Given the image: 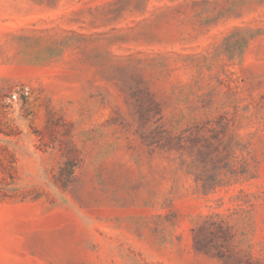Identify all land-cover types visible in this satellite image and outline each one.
I'll list each match as a JSON object with an SVG mask.
<instances>
[{
    "label": "rangeland",
    "instance_id": "rangeland-1",
    "mask_svg": "<svg viewBox=\"0 0 264 264\" xmlns=\"http://www.w3.org/2000/svg\"><path fill=\"white\" fill-rule=\"evenodd\" d=\"M0 264H264V0H0Z\"/></svg>",
    "mask_w": 264,
    "mask_h": 264
}]
</instances>
